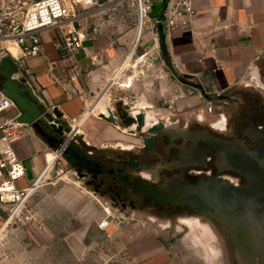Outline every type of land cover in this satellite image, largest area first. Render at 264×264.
<instances>
[{
  "label": "rangeland",
  "instance_id": "1",
  "mask_svg": "<svg viewBox=\"0 0 264 264\" xmlns=\"http://www.w3.org/2000/svg\"><path fill=\"white\" fill-rule=\"evenodd\" d=\"M32 1L0 0V18L4 19L5 27L17 25ZM100 2L101 7L79 5L76 8L80 23H76V28L85 34L87 54L94 61L98 81L89 99L94 114L121 100L135 111L147 112L158 119L171 113L182 120L196 115L211 119L208 115L222 113L223 101H212L215 95L188 85L186 82L199 84L172 72L173 65L159 37L157 34L152 37L155 30H150L151 22L144 27L140 42L134 47L139 32L136 0ZM54 33L58 36L59 31ZM6 39L12 37L0 35V48ZM3 53L0 49V54ZM259 64V71L246 79L238 94L251 89L264 100V88L259 81L264 75V61ZM98 99L100 106L95 105ZM50 155L53 154L50 152ZM55 161L54 155L53 166L20 213L13 215L10 206H0V264H102L104 260L99 254L104 249L101 251L96 244L93 248L87 246L81 234L96 224L100 229L105 218L121 227L130 222L146 223L164 237L168 236L167 247L174 253L169 264H238L230 256L222 224L216 228L208 218L203 221L177 218L155 223L120 216L72 171Z\"/></svg>",
  "mask_w": 264,
  "mask_h": 264
},
{
  "label": "crops",
  "instance_id": "2",
  "mask_svg": "<svg viewBox=\"0 0 264 264\" xmlns=\"http://www.w3.org/2000/svg\"><path fill=\"white\" fill-rule=\"evenodd\" d=\"M193 4L195 15L188 25L165 31L167 58L179 75L197 82L208 94L238 90L250 75L259 71L258 65L264 61V0H194ZM56 30L48 29L41 34L43 52L37 57L24 55L14 39L2 40L0 49L4 53L0 57L10 55L21 59L20 75L27 79L41 103L50 112L58 111L77 133L102 142L106 139L103 131H115L89 105L98 81L94 61L87 54L85 34L81 32L85 51H77L75 55L78 75L71 80L70 63L62 61L55 47L60 40L59 34L55 36ZM138 33L134 47L140 42ZM18 115L16 108L3 112L0 126L11 120L18 123ZM18 130L20 137L11 147L26 167L25 177L17 182L18 188L25 189L36 181L38 185L46 176L54 164L55 153L31 126L21 125ZM81 237L87 246L104 249L99 254L104 260L102 264H169L174 257L167 247L168 236L142 222H130L122 227L112 223L106 229H99L96 224L89 226Z\"/></svg>",
  "mask_w": 264,
  "mask_h": 264
},
{
  "label": "flooded vegetation",
  "instance_id": "3",
  "mask_svg": "<svg viewBox=\"0 0 264 264\" xmlns=\"http://www.w3.org/2000/svg\"><path fill=\"white\" fill-rule=\"evenodd\" d=\"M259 78L264 88V75ZM247 91L213 96L211 100L223 101V106L222 113L208 115L211 119L196 115L182 120L173 113L158 119L116 101L98 113L115 131H103L102 142L72 133L70 122L57 113L51 117L54 130L45 126L35 130L55 153L56 162L120 216L155 223L177 218L203 221L207 215L191 207L182 195L192 199L195 186L212 180L243 186L231 155L236 145L254 149L264 137V100ZM171 189L180 191L179 205L156 197ZM212 223L216 228L220 225Z\"/></svg>",
  "mask_w": 264,
  "mask_h": 264
},
{
  "label": "water",
  "instance_id": "4",
  "mask_svg": "<svg viewBox=\"0 0 264 264\" xmlns=\"http://www.w3.org/2000/svg\"><path fill=\"white\" fill-rule=\"evenodd\" d=\"M163 8L164 0H153L150 18L157 19ZM20 61L10 55L0 57V93L14 103L19 113L18 123L34 129L45 126L54 130L56 123L51 117L56 113L62 115L58 111L50 112V108L41 103L27 79L20 75ZM171 69L176 73L173 67ZM186 83L203 91L199 85ZM70 131L77 133L75 127ZM259 140L260 144L254 149L236 145L231 155L235 162L233 170L245 181L243 186L212 180L195 186L192 199L182 195L191 207L223 225L230 256L238 264H264V137ZM156 197L175 206L182 200L180 191L174 189Z\"/></svg>",
  "mask_w": 264,
  "mask_h": 264
},
{
  "label": "built area",
  "instance_id": "5",
  "mask_svg": "<svg viewBox=\"0 0 264 264\" xmlns=\"http://www.w3.org/2000/svg\"><path fill=\"white\" fill-rule=\"evenodd\" d=\"M100 1L102 0H73L70 3L67 0H34L22 13L17 25L6 28L4 19L0 18V35L12 37L24 55L37 57L43 52L41 34L48 29H58L60 40L55 47L60 52L62 61L70 63L71 80H75L78 75L76 52L85 51L83 33L76 28V8L79 5L101 7L103 4ZM152 2L153 0H136L138 26H142L144 30L151 22L150 27L156 30L155 34L158 36L156 26L160 16L157 19L150 18ZM193 3L194 0H168L161 11L165 31H174L188 25L195 15ZM17 27L19 30L16 31ZM12 108H15L14 103L0 93V114ZM19 127L21 124L14 120L6 121L0 126L3 133L0 139V206H10L13 215L24 209L38 182L25 189L17 186V182L26 175L24 163L11 147V143L20 137ZM104 220L106 221H101L99 225L100 229H106L110 225L108 218Z\"/></svg>",
  "mask_w": 264,
  "mask_h": 264
},
{
  "label": "trees",
  "instance_id": "6",
  "mask_svg": "<svg viewBox=\"0 0 264 264\" xmlns=\"http://www.w3.org/2000/svg\"><path fill=\"white\" fill-rule=\"evenodd\" d=\"M168 0H164V7L166 6ZM157 31H158V37H159V41L161 43L162 49L164 50V53L167 54L166 50H165V29L163 27V23H162V13L160 14L159 19L157 20Z\"/></svg>",
  "mask_w": 264,
  "mask_h": 264
},
{
  "label": "bare ground",
  "instance_id": "7",
  "mask_svg": "<svg viewBox=\"0 0 264 264\" xmlns=\"http://www.w3.org/2000/svg\"><path fill=\"white\" fill-rule=\"evenodd\" d=\"M137 31H139L140 32V34H141V36H142V33H143V28H142V26H138V30ZM139 34V33H138ZM98 102H99V100L96 102V104L95 105H98ZM94 106V105H93ZM103 221H106V220H103Z\"/></svg>",
  "mask_w": 264,
  "mask_h": 264
}]
</instances>
